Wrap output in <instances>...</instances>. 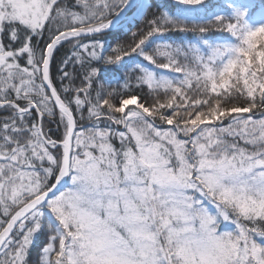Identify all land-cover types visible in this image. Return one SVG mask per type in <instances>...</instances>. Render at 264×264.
<instances>
[{
	"label": "snow or ice",
	"instance_id": "6c2138e0",
	"mask_svg": "<svg viewBox=\"0 0 264 264\" xmlns=\"http://www.w3.org/2000/svg\"><path fill=\"white\" fill-rule=\"evenodd\" d=\"M0 264H264V0H0Z\"/></svg>",
	"mask_w": 264,
	"mask_h": 264
},
{
	"label": "trees",
	"instance_id": "16d2710c",
	"mask_svg": "<svg viewBox=\"0 0 264 264\" xmlns=\"http://www.w3.org/2000/svg\"><path fill=\"white\" fill-rule=\"evenodd\" d=\"M36 258V254L35 253H33V259H35Z\"/></svg>",
	"mask_w": 264,
	"mask_h": 264
}]
</instances>
